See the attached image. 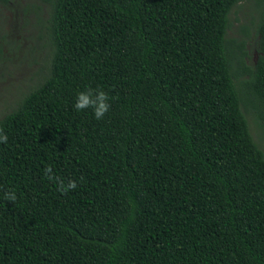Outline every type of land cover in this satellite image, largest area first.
I'll list each match as a JSON object with an SVG mask.
<instances>
[{
	"label": "trees",
	"instance_id": "trees-1",
	"mask_svg": "<svg viewBox=\"0 0 264 264\" xmlns=\"http://www.w3.org/2000/svg\"><path fill=\"white\" fill-rule=\"evenodd\" d=\"M44 1L48 70L0 118V264H264V0L252 67L244 0Z\"/></svg>",
	"mask_w": 264,
	"mask_h": 264
},
{
	"label": "rangeland",
	"instance_id": "rangeland-1",
	"mask_svg": "<svg viewBox=\"0 0 264 264\" xmlns=\"http://www.w3.org/2000/svg\"><path fill=\"white\" fill-rule=\"evenodd\" d=\"M258 5H262L260 0H244L235 7L227 33L229 38L245 42L246 64L250 67L257 59ZM48 10L44 0H0V118L11 111L48 70ZM246 118L254 142L264 152V132L251 115Z\"/></svg>",
	"mask_w": 264,
	"mask_h": 264
},
{
	"label": "clouds",
	"instance_id": "clouds-1",
	"mask_svg": "<svg viewBox=\"0 0 264 264\" xmlns=\"http://www.w3.org/2000/svg\"><path fill=\"white\" fill-rule=\"evenodd\" d=\"M74 110L77 112L91 109L95 119H102L110 109V97L102 89L86 88L83 91L77 93L75 103L73 105ZM8 136L4 133L3 129H0V144H7ZM46 179L54 181L57 186V190L62 194H66L69 191L75 190L77 184L75 181L69 180L65 183L62 179L55 177L52 174L51 167L44 170ZM3 198L9 202H15L17 196L14 190L5 191Z\"/></svg>",
	"mask_w": 264,
	"mask_h": 264
}]
</instances>
